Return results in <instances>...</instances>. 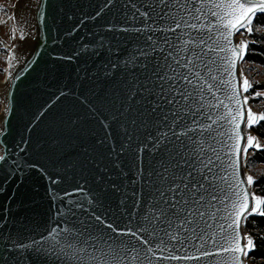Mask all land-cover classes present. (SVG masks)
I'll list each match as a JSON object with an SVG mask.
<instances>
[{"label": "snow or ice", "instance_id": "snow-or-ice-1", "mask_svg": "<svg viewBox=\"0 0 264 264\" xmlns=\"http://www.w3.org/2000/svg\"><path fill=\"white\" fill-rule=\"evenodd\" d=\"M105 10L110 18L95 43L63 59L108 57L78 78L89 93L80 99L103 133L95 142L115 174L107 184L93 177V188L50 189L56 226L39 238L0 236V264H32L33 256L42 264L256 261V240L240 229L253 215L264 218V194L240 169L242 153L261 150L242 126L247 132L264 122L249 103L264 89L253 92L255 82L237 77L250 40L235 37L264 28L254 24L264 0H105L92 19ZM5 160L0 155V165ZM7 220L5 208L0 226Z\"/></svg>", "mask_w": 264, "mask_h": 264}, {"label": "water", "instance_id": "water-1", "mask_svg": "<svg viewBox=\"0 0 264 264\" xmlns=\"http://www.w3.org/2000/svg\"><path fill=\"white\" fill-rule=\"evenodd\" d=\"M104 3L105 0L15 2L12 16L17 39L0 83V129L4 130L0 135V155L6 157L0 165V184L7 179V192L0 195V220L3 210L8 209V220L0 226L4 229L0 236L39 238L57 224L50 189L63 194L82 182L86 188H93V177L99 176L107 184L109 176L115 174L106 149L95 142L97 134L103 133L80 99L81 93H89L78 78L83 75V68L89 74L101 70L108 57L100 52L88 64L84 56L74 62L63 59L73 56L83 44L95 43L94 34L101 32V26L110 18L105 10L99 19H92ZM260 16L264 15L258 14L257 18ZM21 28L26 33L23 40L19 38ZM239 36L235 37L237 42ZM243 65L237 68L238 78ZM114 83L99 86L110 88ZM255 127L246 132L242 126V132L256 136ZM248 156L242 153L241 177L249 174ZM53 180L60 183L53 184ZM9 193L14 195L6 205ZM254 217L257 215L249 217L241 227L242 234L248 233L247 222ZM32 264L42 261L33 256Z\"/></svg>", "mask_w": 264, "mask_h": 264}, {"label": "rangeland", "instance_id": "rangeland-1", "mask_svg": "<svg viewBox=\"0 0 264 264\" xmlns=\"http://www.w3.org/2000/svg\"><path fill=\"white\" fill-rule=\"evenodd\" d=\"M16 1L17 0H0V8L4 9V11H0V83L4 81L9 62V53L17 39V31L15 33V37L13 36V29H16L13 19H9V17L12 16ZM258 33H264V30L260 29V31L256 34ZM252 37L253 36L246 37L240 35L239 39H249L251 45L255 41ZM243 73L245 78H248L250 82H255V86L252 89L253 92L257 89V87L264 85V68L245 62L243 65ZM248 95L251 97L250 93ZM249 101L253 110L257 114H263L262 109L264 107V93H262V97L259 99V101L252 98H250ZM251 101H254V103H251ZM1 110L2 105L0 102V112ZM257 139L261 144V149H264V141L260 140L259 138ZM253 151L256 150L253 149ZM248 171L249 174L253 176L255 181L261 177H264V166L262 165H248Z\"/></svg>", "mask_w": 264, "mask_h": 264}, {"label": "trees", "instance_id": "trees-1", "mask_svg": "<svg viewBox=\"0 0 264 264\" xmlns=\"http://www.w3.org/2000/svg\"><path fill=\"white\" fill-rule=\"evenodd\" d=\"M254 24L257 26L264 25V16L258 17ZM261 29L264 30V28ZM261 37H264V33H258L252 37L255 41L250 45L246 62L251 65H257L264 68V43L260 42ZM257 89H264V85L257 87ZM251 103H254V101H251ZM262 113L264 114V107L262 109ZM254 133L260 140L264 141V122H258L254 128ZM247 164L264 166V149L252 151L248 156ZM256 182L257 183L254 187V190L257 192V194H264V177H261ZM262 231H264V218L257 216L251 218L247 222V232L251 233L258 245V250L251 254L258 259L256 261L249 259L250 264H264V260H259L261 256H264V239L259 238Z\"/></svg>", "mask_w": 264, "mask_h": 264}]
</instances>
